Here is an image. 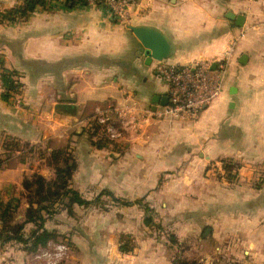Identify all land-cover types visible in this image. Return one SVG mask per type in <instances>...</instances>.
I'll return each mask as SVG.
<instances>
[{
    "label": "crops",
    "instance_id": "crops-1",
    "mask_svg": "<svg viewBox=\"0 0 264 264\" xmlns=\"http://www.w3.org/2000/svg\"><path fill=\"white\" fill-rule=\"evenodd\" d=\"M21 3L0 0V12ZM69 4L46 0L26 19L0 23V72L16 73L18 83L8 100L0 92V200L21 198L34 172L52 178L49 153L68 151L71 186L84 198L106 190L150 199L172 236L171 244L154 238L138 203L123 207L128 219L116 224L81 217L93 208L76 205L70 223L61 210L44 222L51 232L70 226L62 264H264V0H136L129 7L128 25L169 39L167 61L225 64L223 92L195 120L153 110L167 87L128 25L100 5ZM239 15L236 27L231 16ZM111 105L128 110L129 124L112 113L120 137L99 147L89 123ZM33 229L26 224L25 233ZM112 229L132 232L129 251ZM0 264L42 261L8 244Z\"/></svg>",
    "mask_w": 264,
    "mask_h": 264
},
{
    "label": "trees",
    "instance_id": "trees-1",
    "mask_svg": "<svg viewBox=\"0 0 264 264\" xmlns=\"http://www.w3.org/2000/svg\"><path fill=\"white\" fill-rule=\"evenodd\" d=\"M21 1V5L16 8L0 12V23L24 20L29 14L39 8H44L46 5V0ZM79 1L82 0H67L70 3L68 7H72ZM15 74L4 70L1 73V81L6 89L1 96L5 100L10 98L18 86L17 81L14 79ZM89 133L91 136L97 137L96 142L99 143L97 144L99 147L108 142L104 126L98 124L96 120L89 123ZM13 146L17 147L18 145L13 144ZM49 161L54 172L52 178L34 172L25 176L22 182L23 191L21 196L27 201V207L22 218H18V210L21 205L20 198L0 200V248H4L8 244H17L21 245L22 249L27 252H34L40 247H45L50 240L55 238V233L45 229L44 222L47 216L58 209L56 207L60 203L65 204L68 201L70 205H89L90 202L71 186L72 174L75 170V161L71 153L63 150H53L49 153ZM231 167L232 165L229 162H224L226 170H230ZM102 195H109V197L117 199L109 192H103ZM150 222V219L147 220V223L150 224ZM26 224L34 226L29 234L25 233ZM120 250L129 251L130 249L122 246Z\"/></svg>",
    "mask_w": 264,
    "mask_h": 264
},
{
    "label": "built area",
    "instance_id": "built-area-1",
    "mask_svg": "<svg viewBox=\"0 0 264 264\" xmlns=\"http://www.w3.org/2000/svg\"><path fill=\"white\" fill-rule=\"evenodd\" d=\"M50 1V0H49ZM68 3L67 0H60ZM136 0H82L77 2L81 7L100 5L109 18L119 24L128 25V9ZM156 71L159 79L167 87V104L162 106L160 117L186 118L195 120L200 112L217 99L223 92L225 64L222 60H199L187 64L171 63L167 60L157 61ZM1 81L0 92H5ZM117 115L123 125H128V110L109 106L100 112L94 120L105 128L108 141H118L120 132L111 120V114ZM69 247L59 244H48L35 253V258L42 264H62L68 257Z\"/></svg>",
    "mask_w": 264,
    "mask_h": 264
},
{
    "label": "rangeland",
    "instance_id": "rangeland-1",
    "mask_svg": "<svg viewBox=\"0 0 264 264\" xmlns=\"http://www.w3.org/2000/svg\"><path fill=\"white\" fill-rule=\"evenodd\" d=\"M103 192H108V191L105 190ZM102 193L98 197H93L88 200L90 203L86 207H92L93 211L90 213L80 214L81 217L83 216L84 218H90L92 221H96L97 224H99V222H105V221L106 222L112 221L113 224L122 223L121 221L124 218L128 219L127 216L125 217V214L123 213V207L132 206L135 203H138V205H140V207L143 209L144 228L146 226L150 227L151 234L154 238L162 240V241L165 240L166 242H169L171 244L172 235H171V229L169 228L170 226L169 224L171 223L166 221L167 215H163L162 212H159V214L156 212V209H155L156 206L154 205V203H152L150 199L147 200L145 198V199H141L137 201H134V199L132 200V199L120 198V197H116L117 199H113L109 197V195H102ZM20 200H21V205L23 204V202L27 203L24 197H21ZM155 203L157 205L161 204L160 200H156ZM75 206L76 205H70L68 201L65 202V204L60 203V205L56 207L58 209L55 208L56 210H54V213L57 211L59 212L60 210L63 211L64 212L63 214L65 215V217H67L65 219L69 221L70 223L71 218L75 217V213H74ZM24 212L25 211L22 210V207L19 208L18 213L21 214ZM18 218H19V214H18ZM149 219L151 220L150 224L147 223V220ZM163 224H165V226ZM64 225L65 226H63V228L60 229L61 231L59 232L52 231L55 233V238L50 240L48 244H59V245H66L67 247H69L68 245L71 242H70V236L68 234H71V229L69 225L67 224H64ZM111 232L115 240H118L120 242V248L122 246L127 247L128 249L132 247L131 246L132 243L130 241V237L132 236L131 231L129 232V230H122V229L113 230L112 229ZM143 232H145V230L138 231V233H143ZM146 234L148 235V232H146ZM2 248H0V252H2V250L4 249ZM42 248L44 247H40L38 248V250ZM38 250L34 251L33 253L35 254ZM68 255H69V251H68Z\"/></svg>",
    "mask_w": 264,
    "mask_h": 264
},
{
    "label": "water",
    "instance_id": "water-1",
    "mask_svg": "<svg viewBox=\"0 0 264 264\" xmlns=\"http://www.w3.org/2000/svg\"><path fill=\"white\" fill-rule=\"evenodd\" d=\"M231 17L235 21L234 26L240 27L243 25L244 17L242 15ZM127 27L141 42L148 60L162 61L171 56L173 51L171 42L160 30L149 26L128 25ZM167 101V97L155 96L151 101L153 110L158 105L165 106Z\"/></svg>",
    "mask_w": 264,
    "mask_h": 264
}]
</instances>
